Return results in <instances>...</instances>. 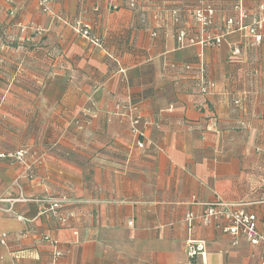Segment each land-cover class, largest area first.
I'll return each mask as SVG.
<instances>
[{
	"label": "crops",
	"instance_id": "1",
	"mask_svg": "<svg viewBox=\"0 0 264 264\" xmlns=\"http://www.w3.org/2000/svg\"><path fill=\"white\" fill-rule=\"evenodd\" d=\"M148 4L0 0V88L8 67L39 86L0 96V154L29 153L0 159L4 264H51L49 235L60 264H260L262 245L190 230L184 216L219 200L255 214L264 236V43L237 29L217 47L180 46L140 21L160 9ZM245 4L264 10V0ZM86 27L101 47L77 32ZM199 59L216 83L207 97L182 71ZM62 198L63 224L50 210ZM188 240L206 243L205 261L187 256Z\"/></svg>",
	"mask_w": 264,
	"mask_h": 264
},
{
	"label": "built area",
	"instance_id": "2",
	"mask_svg": "<svg viewBox=\"0 0 264 264\" xmlns=\"http://www.w3.org/2000/svg\"><path fill=\"white\" fill-rule=\"evenodd\" d=\"M128 7L136 8L135 3L131 0L128 4ZM42 11L48 12L47 7L43 6ZM213 9L208 7L204 9H197L194 12V20L199 26L201 30V34L205 31L209 32V27L213 24ZM240 22L242 21L241 18H246L245 15H240ZM228 26H232L233 21L231 19L227 20ZM237 29H244L248 34V38L251 39L252 45H260L264 43V15L252 20L249 26L243 25L242 23L238 24ZM77 32L94 47H101L102 39L95 35L90 34V29L88 27L77 29ZM225 34H217V33H206L204 39L198 42H194L193 39L186 44L184 40V33L182 31L177 33L176 40L180 46L191 45V44H200L202 46H209V47H217L220 45L222 40L224 39ZM239 49L234 48L232 54H238ZM170 69L175 70L176 66L174 65H167ZM182 71L186 73H190L192 79L195 81V87L202 97H207V95L214 94L216 90V83L209 78L207 67L202 61L199 59L194 64L191 65H184L182 67ZM236 104V103H235ZM127 108L129 112H134V104L132 101L127 100L126 102ZM120 108V107H119ZM126 116V115H125ZM130 117V115H129ZM135 121L130 123V132L133 137H139L142 133L136 128L134 125ZM142 145V144H141ZM28 150L27 149H19L17 152L14 153H2L0 154V159H8L11 162H22L24 163L25 160L28 158ZM66 202L65 198L56 199L52 202L50 206V210L54 215H57L61 224L66 223L68 217L65 215H59L57 212L63 208L64 203ZM184 223L185 225L191 230L194 225L199 224L200 226L210 227L216 226L219 228L223 235L228 236V238L236 244L240 237H243L249 245L252 247L262 245L264 248V236L259 232L257 228V217L255 214H251L242 208L235 207L233 205L223 204L221 201L216 200L211 202L210 204L206 205L203 212L200 214H193L187 213L184 216ZM5 235L0 236V245H5ZM43 241L48 245L50 249V259H52L51 264H60V258L63 256V253L59 250L58 245L54 239L49 236H44ZM187 256L190 259H195L197 256H200L203 261L206 260V243L202 240H188L186 245ZM264 254V249H263ZM0 264H4L2 258L0 257ZM260 264H264V256L261 259Z\"/></svg>",
	"mask_w": 264,
	"mask_h": 264
},
{
	"label": "rangeland",
	"instance_id": "3",
	"mask_svg": "<svg viewBox=\"0 0 264 264\" xmlns=\"http://www.w3.org/2000/svg\"><path fill=\"white\" fill-rule=\"evenodd\" d=\"M130 1L131 0H128V4ZM132 1L136 6L138 0ZM147 2L150 4H148L149 7H158L160 9L150 13L140 12V21L143 23L148 20L155 22L159 33L167 31L170 35H173L175 39L177 37V33L182 31L185 35L184 40L186 44H188L191 39H193L195 43L201 41L205 38L206 33H223L227 35V33L237 30L239 23L249 26L254 17L258 18V15H261V13L264 12V10H261L260 8L251 11L246 7L247 4H245V0H142L143 5L147 4ZM38 6L41 8L40 3ZM204 7H210L213 9L214 12L212 18L214 21L209 27V32L205 31L201 34V30L194 20V12L199 8L204 9ZM47 9H49L47 10L48 12H44L41 9L42 13L50 14L51 9L48 5ZM240 15L246 16V18H241V22L239 17ZM216 18H219L220 20L217 21ZM228 19L233 21L231 27L227 24ZM0 59L4 62V59H7V57H0ZM21 59L22 55L19 54L18 57H16V61L20 62ZM9 68L10 67H8L7 70L2 71L4 75L1 73L2 77L5 78V81L3 82L4 85L0 88V96L9 94H21L23 96L25 92L27 94L31 93L35 95L38 92L39 86L37 84L24 83V78L22 77H24V74L27 73L25 69L20 67L18 72H14L15 75H13V69L10 68L11 70H9ZM29 70L28 73H30ZM22 99L25 98L22 97ZM4 101L5 99L3 98L2 103ZM10 104V101L6 103L7 106H10ZM23 137L24 135L21 134V139H23Z\"/></svg>",
	"mask_w": 264,
	"mask_h": 264
},
{
	"label": "trees",
	"instance_id": "4",
	"mask_svg": "<svg viewBox=\"0 0 264 264\" xmlns=\"http://www.w3.org/2000/svg\"><path fill=\"white\" fill-rule=\"evenodd\" d=\"M40 6H41L40 9H42L43 6H46V7H47V4H46L44 1H42V2L40 3ZM211 7H213V6H211ZM42 10H43V9H42Z\"/></svg>",
	"mask_w": 264,
	"mask_h": 264
}]
</instances>
